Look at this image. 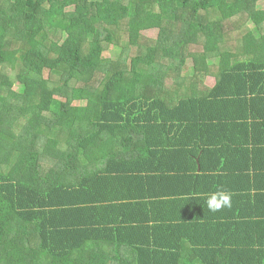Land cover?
<instances>
[{"label":"trees","instance_id":"16d2710c","mask_svg":"<svg viewBox=\"0 0 264 264\" xmlns=\"http://www.w3.org/2000/svg\"><path fill=\"white\" fill-rule=\"evenodd\" d=\"M262 1L0 0V264H264Z\"/></svg>","mask_w":264,"mask_h":264},{"label":"rangeland","instance_id":"374dc122","mask_svg":"<svg viewBox=\"0 0 264 264\" xmlns=\"http://www.w3.org/2000/svg\"><path fill=\"white\" fill-rule=\"evenodd\" d=\"M260 6H261L262 9H264V1H262ZM146 34L149 37L156 38L157 35H158V32L153 30V31H147ZM119 56H120V49H118L117 47H112L110 50H108V51H106L104 53V57L109 58V59H111L113 61H117L119 59ZM66 57L67 58L70 57V53L66 54ZM217 62H218V60L214 61V63H217ZM193 69H194V63H193L192 60H189L188 63H187V67H186V73L191 74L193 72ZM45 76L47 78H49V76H50V71L49 70H46ZM205 84L207 86H209V87H213L214 84H215L214 78L207 77L205 79ZM15 89H18V85H16ZM61 100H64V99H61ZM64 102L66 103V100H64ZM86 104L87 103L84 102V101L75 103V105H78V106H80V105L83 106V105H86Z\"/></svg>","mask_w":264,"mask_h":264},{"label":"clouds","instance_id":"9594fccd","mask_svg":"<svg viewBox=\"0 0 264 264\" xmlns=\"http://www.w3.org/2000/svg\"><path fill=\"white\" fill-rule=\"evenodd\" d=\"M206 203L210 211H220L232 206V196L223 190H217L207 196Z\"/></svg>","mask_w":264,"mask_h":264},{"label":"crops","instance_id":"0c3cea01","mask_svg":"<svg viewBox=\"0 0 264 264\" xmlns=\"http://www.w3.org/2000/svg\"><path fill=\"white\" fill-rule=\"evenodd\" d=\"M215 80V79H214ZM264 154V153H263ZM262 168H264V162L262 163ZM199 171H200V167H199ZM254 173H251V176H254L253 175ZM256 187V191H257V194L255 192L253 193H249L248 192V187L245 189V190H242V193L236 197H247V196H258V198L260 200H258V204L256 205V207H259L260 210L264 211V177L260 178L258 181H257V184L253 185ZM251 186V187H253ZM253 206H255V203L253 202ZM252 209H255V208H252Z\"/></svg>","mask_w":264,"mask_h":264}]
</instances>
